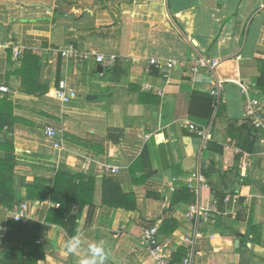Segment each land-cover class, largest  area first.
Returning <instances> with one entry per match:
<instances>
[{"label": "crops", "instance_id": "crops-1", "mask_svg": "<svg viewBox=\"0 0 264 264\" xmlns=\"http://www.w3.org/2000/svg\"><path fill=\"white\" fill-rule=\"evenodd\" d=\"M70 43L116 58L63 59ZM197 53L219 59L225 80L206 142L185 124L214 79L190 81ZM152 57L181 64L166 81ZM61 79L77 93L68 103L53 96ZM231 81L264 101V0H0V264L8 249L24 264H79L92 241L105 264H151L140 236L152 225L174 262L197 232L192 264H264V130ZM86 157L119 169H85ZM197 168L199 189L186 181ZM21 203L26 222L9 215ZM190 205L218 213L193 221ZM76 235L85 246L69 255Z\"/></svg>", "mask_w": 264, "mask_h": 264}, {"label": "built area", "instance_id": "built-area-1", "mask_svg": "<svg viewBox=\"0 0 264 264\" xmlns=\"http://www.w3.org/2000/svg\"><path fill=\"white\" fill-rule=\"evenodd\" d=\"M59 55L66 60H73L76 62H86V61H94L96 63L102 64L104 66H110L116 56L114 54L104 55L102 53H98L92 49H80L77 46L70 43L68 46L64 48H58ZM21 53V50L18 47L13 48L14 57H18ZM149 64L156 67L160 70L163 78L167 81L170 71L174 69L176 66L180 65V61L176 59H166L164 61H160L157 58H150L148 60ZM220 64V60L214 57L207 56L204 53H197L194 60L189 63L188 66V77L192 83H195L197 80L198 74L200 71H204L207 74L213 75L214 79L211 81V85L208 89V93L212 98V109L213 113H215L216 107L220 103V94L223 89V83L225 80L219 79L215 76V69ZM241 87L244 95L246 97L245 105H244V114L245 120L256 130H264V101L262 98H256L249 95L247 92L248 87L244 86L243 83L238 81H231ZM143 90H153L157 95H162L163 91L160 88H154L152 85L148 83L142 84ZM1 91H7V87L0 86ZM53 96L56 97L62 103H68L72 99L77 97L76 91L69 86V84L61 79L57 82V85L52 89ZM187 129L197 136L201 137L203 142H206L208 139V131L209 127L199 125L194 121H186ZM45 132L47 136L56 135V131L52 127H46ZM55 147L58 146V143H53ZM94 164L95 168L100 173H116L119 169V165H109L105 163H100L91 158H85V169H89L90 166ZM187 185L191 188H201L204 185L205 178L203 174L200 172V169L197 168L193 171L187 178ZM229 201L228 197L224 198V202ZM58 205V204H57ZM215 211L218 213L215 205L211 207H201L199 205H190L187 210V216L193 221H198L200 215L204 212ZM10 217L18 222H26V204L21 203L12 208L9 213ZM158 227L157 225H152L148 227H144L140 236V243L146 249L151 258V264H192L193 257L195 252V239L198 236L197 232H195L192 237H185V254L182 260L178 262H174L170 256V249L166 246L160 245L156 239Z\"/></svg>", "mask_w": 264, "mask_h": 264}, {"label": "trees", "instance_id": "trees-1", "mask_svg": "<svg viewBox=\"0 0 264 264\" xmlns=\"http://www.w3.org/2000/svg\"><path fill=\"white\" fill-rule=\"evenodd\" d=\"M211 102L212 98L208 93H194L191 96L190 113L194 122L200 125H207L212 120L213 109ZM219 106L220 103L218 104V107ZM252 129L257 132L256 129ZM254 131H252V133H254ZM215 194L219 200L223 198L222 194H220L219 191H216ZM0 202H2L1 197ZM112 202L115 203V201ZM13 262H15L16 264H24L26 260L18 256L17 252L13 251L12 249L5 250L3 252L1 264H12Z\"/></svg>", "mask_w": 264, "mask_h": 264}, {"label": "clouds", "instance_id": "clouds-1", "mask_svg": "<svg viewBox=\"0 0 264 264\" xmlns=\"http://www.w3.org/2000/svg\"><path fill=\"white\" fill-rule=\"evenodd\" d=\"M65 250L69 255L77 254L85 246L86 241L81 236H66ZM107 259V250L103 242L92 241L87 242V252L83 257L79 258V264H105Z\"/></svg>", "mask_w": 264, "mask_h": 264}, {"label": "water", "instance_id": "water-1", "mask_svg": "<svg viewBox=\"0 0 264 264\" xmlns=\"http://www.w3.org/2000/svg\"><path fill=\"white\" fill-rule=\"evenodd\" d=\"M100 68V67H99Z\"/></svg>", "mask_w": 264, "mask_h": 264}]
</instances>
